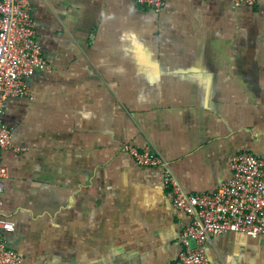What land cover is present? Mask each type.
Instances as JSON below:
<instances>
[{"label": "crops", "instance_id": "1", "mask_svg": "<svg viewBox=\"0 0 264 264\" xmlns=\"http://www.w3.org/2000/svg\"><path fill=\"white\" fill-rule=\"evenodd\" d=\"M29 1L51 70L2 117L8 246L20 264H175L191 217L122 145L163 156L189 193L231 179L239 152L264 159V0ZM207 253L264 264V234L227 231Z\"/></svg>", "mask_w": 264, "mask_h": 264}, {"label": "built area", "instance_id": "2", "mask_svg": "<svg viewBox=\"0 0 264 264\" xmlns=\"http://www.w3.org/2000/svg\"><path fill=\"white\" fill-rule=\"evenodd\" d=\"M140 6L160 12L166 0H135ZM257 0H233L235 7L254 5ZM37 70H51L37 40L29 0H0V151L11 145L12 129L2 117L7 100L26 95L28 80ZM136 163L161 168L175 208L191 217L179 235L182 250L175 264H222L211 260L208 240L227 231L256 237L264 234V159L254 153H237L231 163L232 177L213 193H189L166 159L150 148L122 145ZM8 169L0 160V206ZM15 223L0 217V264H20L21 257L9 247L5 232Z\"/></svg>", "mask_w": 264, "mask_h": 264}]
</instances>
